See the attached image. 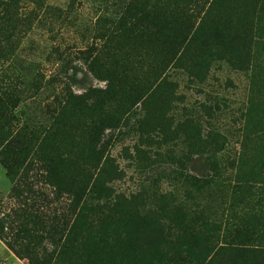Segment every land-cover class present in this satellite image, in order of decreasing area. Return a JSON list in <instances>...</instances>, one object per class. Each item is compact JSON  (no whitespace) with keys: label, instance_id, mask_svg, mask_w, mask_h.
I'll use <instances>...</instances> for the list:
<instances>
[{"label":"rangeland","instance_id":"1","mask_svg":"<svg viewBox=\"0 0 264 264\" xmlns=\"http://www.w3.org/2000/svg\"><path fill=\"white\" fill-rule=\"evenodd\" d=\"M143 14L201 33L168 56ZM234 33L242 70L217 46ZM212 167L214 188L184 187ZM198 204L192 243L182 213ZM263 246L264 0H0V264H207Z\"/></svg>","mask_w":264,"mask_h":264},{"label":"trees","instance_id":"2","mask_svg":"<svg viewBox=\"0 0 264 264\" xmlns=\"http://www.w3.org/2000/svg\"><path fill=\"white\" fill-rule=\"evenodd\" d=\"M143 23L140 25L139 32H144L145 37L153 36L157 38V41L160 42L162 48H163V54L170 55H181L183 53V50H187L188 45L194 39L195 35H199V24L196 28H194L193 32L188 35V22L185 20L183 23L181 20L175 19L174 21L169 19H166L163 15L157 14V17H148L147 14L142 15ZM202 18L200 19V21ZM148 31V32H147ZM149 33V34H148ZM218 34V33H217ZM219 38V41H217V46L219 47V50L228 57V63L232 64L236 69L242 70L244 66H247L249 63V57H248V47L244 46L246 44H242L241 41H238V39L244 40L243 35L240 36V34L234 33L231 37H223V36H217ZM148 35V36H146ZM194 35V36H193ZM211 37L210 34H206L205 36ZM246 42V41H245ZM250 42V40L248 41ZM246 42V43H248ZM204 48V47H203ZM200 50L201 47L199 48ZM170 51V52H169ZM217 52V51H216ZM172 56V57H173ZM165 59L160 63H158L159 70H164L166 65L164 66ZM163 68V69H162ZM240 142V143H239ZM238 142V150L241 151V143L242 140ZM238 155H239V151ZM112 163L111 160H108ZM112 166V164H110ZM210 175L205 176H191V175H185L182 182L184 187L187 189H193L194 192H198L201 189H208L210 187L214 188V168L212 167ZM105 190L108 192L107 195H105V198H108L109 201L116 202L119 200V196L113 195L114 191L110 188H105ZM189 193H185V199L192 200L193 197H188ZM134 196L130 195V199ZM161 200H165V195H160L159 197ZM192 207V206H191ZM201 207L199 204L194 205L195 210L188 211L187 214L190 215L189 221L192 225L198 226L197 229L191 230L192 232L187 235V239L190 240L192 243H199L200 238L202 236V232L200 230L201 226H203V214L202 210H197V208ZM181 214V215H182ZM190 230V229H189ZM227 251H229L227 253ZM232 251L233 254L230 253ZM226 253L231 255V258H227ZM225 254L219 253V249L215 250L214 255L212 258L209 259L207 264H213L215 259L218 258V263L216 264H223V260H228V264H264V246L262 248L260 247H254V248H246V249H229L226 250ZM33 264H40L39 262L35 261ZM43 264V263H42Z\"/></svg>","mask_w":264,"mask_h":264}]
</instances>
